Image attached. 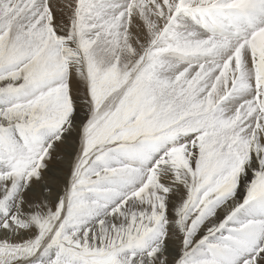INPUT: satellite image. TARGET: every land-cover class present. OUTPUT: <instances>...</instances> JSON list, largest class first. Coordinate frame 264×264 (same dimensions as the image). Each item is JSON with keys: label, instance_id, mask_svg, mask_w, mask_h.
Here are the masks:
<instances>
[{"label": "rangeland", "instance_id": "obj_1", "mask_svg": "<svg viewBox=\"0 0 264 264\" xmlns=\"http://www.w3.org/2000/svg\"><path fill=\"white\" fill-rule=\"evenodd\" d=\"M75 3L76 8H78L77 13L76 11L74 13L75 15H67L66 11H62L59 8L56 15L40 16L45 20L44 23L47 30L51 31V36L47 40L48 45H56V50L51 48L47 49L46 46H41L40 48L37 45V47L34 40L24 31V27L16 24L14 20L8 19L9 21H6L4 19L18 9L16 5L12 4V0H9L11 10L8 14L2 16L3 18H0V27H5L0 32V264H132L127 259L125 261L123 260L127 255V251L130 252L134 248L146 243H148L151 249L153 248V250L150 249V254L154 255L156 260L166 258L170 252H178L179 256L184 255L185 257L187 255L188 257L187 259L182 257L180 264H206L207 262L212 264H216V262L217 264L229 263L225 247H220V249L216 250L213 249L212 252H209L210 249L207 248V253L201 256L197 253L199 248L194 252L193 249L190 253H187L184 250L185 246L183 247L181 243L180 235H177L175 232L171 234L173 237L170 234L157 235L155 233V230L158 228L157 221L165 215V207H163L165 205L162 201L158 202V197L155 198V202H150V195L141 194L146 189H142L140 192H136L133 189L123 190L122 194L124 199L118 203L119 205L117 204L118 206L104 204L107 201L114 202L111 199L103 197L101 192L107 189V191L114 190L115 187L113 184L118 183L116 179H123L122 175L128 171V168H147L142 165L144 159L138 151L139 145L143 143V146L145 148L147 146L148 149L155 144L161 146L165 141L162 139L171 137L172 133L173 135L176 133L188 134L190 140H192V145L187 147L180 144V151L175 153L170 151L164 152V156L166 157H164L165 159L162 161V164L160 163V168H157L166 171V173H163L164 175L167 174V177L165 176L166 179H164L169 183H166L167 185L165 184L166 186H164L158 180L155 185L157 190H160V187H162L164 189L160 191H169L174 193V195H180L178 191L182 187H190L193 190V199L198 198L201 204V206H193L194 210L197 211L200 208L206 209L208 207V197L211 192L215 193L217 190L218 192L216 191L214 200H219L235 190L237 184L233 183L231 186L225 185L221 189L216 187L218 186L219 176L224 178V180L229 179V177L224 176L221 172L222 166L219 164V158L222 155V150L220 146L216 148L219 153L215 157L213 149L204 144L207 133L205 135L198 134L199 130L205 128L200 123V119H196L190 115L182 119L177 115L173 119H170L162 110L163 104L160 105L157 102L162 97L157 95L154 98L153 93L149 92L150 76L153 74L150 71L151 61L145 58L137 66L134 61H128L122 58L118 60L117 54L119 52L117 51H113V54H111V49H109L110 51H105L106 48L102 46V41L99 38L100 31L96 30L92 32L90 29V26L96 25L95 23H98V26L104 23L101 21L104 16L101 15V5L98 4V11L93 9L97 13L95 15L96 17L87 21V17L93 16L91 15L92 13L82 15L80 10L81 6L87 3L86 0H75ZM230 3L232 1L227 0L225 4ZM121 4L126 6L127 3L122 0ZM29 8V6L24 7L19 15ZM192 8L183 9V12H185L184 10H194ZM195 16L201 15L198 14ZM18 18L19 16L16 19ZM62 22H66L67 24L65 29L60 27ZM34 27L38 28V23ZM33 32L32 30L31 33ZM205 33L208 35L204 31ZM92 35H95V42L94 40H88ZM212 38L209 34L210 40L219 39L216 37H214L215 39ZM91 41L93 42L92 44ZM87 42H89L90 47L87 46L89 45ZM198 42L205 46V43ZM234 43L236 42L228 41V43H219L221 46L225 44L221 48H226L227 51L233 47V50L228 51L233 52V54L230 52L232 55L229 59L221 52H216L217 54L214 52V55H207L208 62L203 63L204 67L209 62L215 65L217 63L225 64L224 66L232 72V64L234 62V65L237 64V61H233L232 58L237 56L239 60L240 55L236 51L237 48ZM212 49L213 47H208L206 51L213 52L211 51ZM20 54L22 55L18 56ZM262 57L264 59V56ZM41 62L43 63L40 64ZM43 64L44 67L46 66L45 68L42 66ZM37 67H39V70H37ZM35 68H37V71H35ZM237 74L239 75L238 70ZM238 75H235L233 80L234 85H237V81L239 80ZM60 76H62L63 80H61ZM74 77L82 81L78 80V82ZM54 79H60L64 82L62 85L57 86ZM151 79L157 82L156 77H151ZM255 80L257 78H252L251 90H253V86L257 83ZM7 82L8 87H4L7 86ZM262 82L264 83V78ZM77 85H79V89ZM32 86H35L32 91L35 93L38 92L37 94L39 96L34 93L35 96L31 95L33 98L30 97L27 101L28 103L26 101L18 102L22 92L29 90V88L31 89ZM68 86L69 88L73 87V89H77L73 91L70 88L71 91ZM46 88H49V90H46ZM80 88H83V90ZM122 88H125L123 95L115 103H112V105H117H109L111 104V98L121 91ZM255 91L258 92L259 88L256 87ZM71 92L74 94L77 92L79 96L82 93L80 96V102L82 103L80 105L81 107L84 106L83 108L87 112L99 114L101 111V113L97 121L91 126L86 127L84 156L77 161L72 179L65 183L66 174L64 167L69 164L70 159L57 148L61 147L65 149L60 142H64L69 138L65 136L64 126L70 122V114L75 106L74 100L76 99L70 96H75L76 94H71ZM15 94L19 95L18 101L16 100L17 102L8 99L9 97H13V95L16 96ZM168 95L170 98L176 100L175 92H171ZM152 100L155 103L153 102L151 104ZM156 102L158 105H156ZM18 109L19 111L17 112ZM3 111H7V113H2ZM11 112L14 113L11 114ZM176 126L177 128L174 131H170ZM58 130L62 133L59 134L57 132ZM50 133L55 134L56 137L49 139L48 145L44 142L42 144L59 161V167H54L52 172H43L46 165L43 164L42 154L31 162L29 160L27 162L26 159H28V156L25 155L26 153L24 156L22 154H15L13 157L8 156L5 146L21 145L25 139H32L33 136L42 138L43 136H49ZM193 153L197 159L191 157ZM124 157L126 159H123ZM22 160L26 162L22 163ZM117 160H121L120 164L115 165ZM109 161L113 165L110 171L103 167ZM51 168V165L47 166V170ZM153 168L152 166L151 169ZM163 174H160L162 175V179L164 177ZM115 180L116 182H114ZM18 181H21L25 185V188H29L34 196L40 197V201L44 200L42 201L43 204L41 203L39 205L42 211H36L30 204H26L27 206L22 207L24 210H18L16 211L17 213L10 209L9 204H12V202L10 203L6 191L8 190L9 194L12 193L16 188H13L15 186L13 183L16 184ZM259 181L251 186L248 198L246 197L247 200H243L244 206H242L244 208L242 210L245 215L250 216L253 211L260 213V209L264 214L263 206H259L257 202L261 201L264 204V179L262 178ZM122 184L121 190L123 187H132V183L129 180H124ZM212 189L215 190L211 191ZM53 192L57 194V196L54 195L56 197L55 199H53L54 196L51 198ZM45 195L46 197H44ZM158 196L165 197L167 195L158 194ZM14 199L16 200L14 203L19 205L18 199ZM169 201L175 205L180 204L179 200L174 196ZM188 202V200H185L184 205L186 206ZM153 207H155L154 210L159 209L162 211L160 217L145 216L151 215ZM188 207L190 208L191 206ZM129 208L130 210H128ZM138 208L142 209L139 210ZM139 213L140 218H137ZM126 217H131L130 220H132L133 224H131V227ZM132 218L135 219L133 220ZM262 220L264 222V217L260 214L259 221ZM135 221H138V225ZM176 221L181 223L180 230L182 231L180 232L182 234L186 233L184 222L179 219ZM242 224L251 229H261V233L263 229L264 233L263 225H253L251 222H242ZM165 227L173 229L170 225H166ZM83 230L85 232L83 233L84 235L81 232ZM95 231L99 233H95ZM104 232L109 234L108 238H106ZM263 233L262 235L264 236ZM100 234L104 237L102 239L105 242L102 239H96L95 236ZM84 239L85 241L88 240V244H85ZM75 241H78L79 245ZM249 259L251 264L256 262V256Z\"/></svg>", "mask_w": 264, "mask_h": 264}, {"label": "bare ground", "instance_id": "obj_2", "mask_svg": "<svg viewBox=\"0 0 264 264\" xmlns=\"http://www.w3.org/2000/svg\"><path fill=\"white\" fill-rule=\"evenodd\" d=\"M123 1H126V6H124V4H121L122 0H86L87 3H84L81 6L80 10L82 12V15L90 12L92 13L91 15L93 16L89 18L87 17V21H89L93 17H96L95 15L97 13L94 12L93 9H96L98 11V4L101 5V15H104L103 20L101 21H103L104 23L99 24V26L98 23H95L96 25L90 26V29L92 30V32L96 30L100 31V33L98 32L100 36H98L102 41V46L106 48L105 51H110L109 49H111V54H113V51H117L119 52L117 54L118 60L122 58L128 61H134L137 66L142 63L145 58H147L148 61H151L150 71H152L153 74H151L150 76L149 92L153 93L154 98H156L157 95L162 97V99L157 102L160 105L163 104L162 110L166 115L170 117V119H173L177 115L181 119L189 117L188 115L193 116L196 119H200V123L205 126V128L199 130L198 134L205 135L207 133L204 144L213 149L215 157L219 153L216 148L220 146L222 150V155L219 158V164L222 166L221 172L224 176L229 177V179L224 180V178H221L218 174L219 181L218 186L216 187L218 189H221L225 185L231 186V184L233 185V183H236L237 188L219 200H214L217 190L215 191V193L211 192L210 196L208 197V207L206 209L200 208V210L197 211L194 210L193 206H201V204L198 198L195 200L193 199V190L190 187H182L180 191H178L180 195H174V193L169 191H160L161 189H164L162 187H160V190H157L155 185L158 180H160V184L164 186L167 185L166 183H169L165 181V176L167 174H163L166 173V171L163 169H159V166L165 159L164 157H166L164 156V152L170 151L175 153L177 151H180V144L187 147L192 145V140H190L188 134L176 133L173 135L172 133L171 137L162 139L165 141L161 146L155 144L148 149L147 146L146 148L145 146H143V143L139 145L138 151L144 159L142 165L147 168H128V171L124 175H122L123 179H116L118 183L113 184L115 187L114 190L107 191V189L106 191L104 190L105 192H101L103 197L111 199L114 202L112 203L107 201L104 204L117 205L119 202H122V200L124 199L122 194L123 190L126 191V189H133L136 192H140L142 191V189H146V191L141 192V194L150 195V202H155V198L158 197V202L162 201L165 205L163 206L165 207V215L157 221L158 228L155 230V233L157 235H171L173 232H175L177 235H180L181 243L183 247L185 246L184 250L187 251V253H190L193 249L194 252L197 248H199V251L197 253H199V255L201 256L207 253V248L210 249L209 252H212L213 249L216 250L220 249V247H225L227 260L229 261V263L226 262V264H251L249 258H252L253 256H256V262L253 264H264V236L262 235L263 229L261 233V229H251L242 224V222H251L253 225H263L262 227H264L263 220L259 221L260 214L264 217L261 209L260 213H256L253 211L250 216L245 215L242 210V208H244L243 200L246 199V197L248 198L251 186L258 182L260 179H264V83L262 82V79L264 78V59L262 57L264 56V33L258 36L256 39L252 40L251 43H244L238 40H233L238 42L234 44H236V51H238L240 55L239 60L237 59V56L232 58L233 61H237L238 65H234V62V64H232L233 66H231L233 67L231 72L224 66L225 64L222 65L217 63V65H215L214 63L209 62L206 67H204L203 63L208 62L206 58L207 55H211L214 52H221L226 58L229 59L233 52L230 51L232 53L231 54L228 51L233 47H229L230 49L228 48V51L226 48H221L225 44L221 46V44L219 43H228V41L225 42L223 41V39H217L219 42L217 40H210L211 38L209 39V34H204V31L199 26L194 24L191 20L193 16L198 14L202 16L205 14H217V10L222 7H239L244 9H251L253 7L264 8V0H230L232 1V3L227 5L225 4L227 0ZM12 4L16 5L18 9L4 19L6 21H9L8 19L14 20L16 24L24 27V31L30 36L32 40H34L36 46L39 45L40 48L41 46H46L47 49H57V46L54 44L48 45L47 40L51 36V31L47 30L44 23L45 20H43V18L40 16L56 15L59 8L62 11H66L67 15H75V11L77 13L78 10V8H76L75 6V0H12ZM10 6L11 5H9V0H0V18L8 14V12L11 10ZM26 6H29L30 8L26 9L21 15H19L21 10ZM191 7H193L192 9L194 10H184L185 12H183V9ZM17 16H19L18 19H16ZM27 23H29V25H27ZM37 23L38 28H35L34 25H36ZM61 24L63 25L61 26ZM61 24L60 27L65 29V27L67 26L66 22H62ZM4 28L5 27L3 26L0 27V32ZM32 30L34 31L33 33H31ZM94 38L95 35H92V37L88 40H94L95 42ZM212 39L215 38L213 37ZM198 41L205 43V46ZM87 43L89 44V42ZM92 43L93 42L91 41V44ZM239 44L241 50H238ZM241 45H243V47ZM87 46L90 47V44ZM208 47H213V49L211 50L213 52L206 51ZM237 54L235 53V55ZM21 55L22 54L18 56ZM112 59L114 60V58ZM43 62H41L40 64H42ZM42 66L44 67V64ZM37 68H35V71L39 70V67ZM237 70L239 75L237 74ZM235 75H238L239 77V80L237 79V85L233 84ZM151 77H156L157 82L152 80ZM60 78L61 80H63L62 76H60ZM252 78H257V80H255L257 81V83L255 84V86H253V90H251ZM54 80L56 81L57 86L62 85V83L64 82H62L60 79ZM78 80L76 79V81ZM75 84L77 83L75 82ZM6 85L7 86L4 87H8V82L6 83ZM72 86L74 87V85ZM77 86L79 89V85ZM34 87L35 86H32L31 89L29 88V90H25L24 92H22L21 96L15 94L16 96L13 95V97H9L8 99L17 102L19 96L20 100L18 102H27L30 97L33 98V96H35V92L32 91ZM73 87L70 88L73 89ZM256 87L259 88L258 92L255 91ZM70 88L69 90H71ZM75 89L77 88H74L73 91ZM80 89L83 90V88ZM124 89L125 88H122L121 91L116 93L111 98V104L109 105L115 103L123 95ZM46 90H49V88H46ZM77 92L75 93L76 95L71 92V94H74L75 96L69 95L71 98L73 97V99L79 100H74L75 106L73 107L72 113L70 114V122L68 121L69 123L64 126V130L66 132L65 136L69 138L64 142H60L63 147H65V149L61 147L57 148L68 159H70L69 164L64 167L66 174L65 183L69 182L70 179H72L73 171L76 168L77 161L84 156L86 147V127L91 126L95 121H97V118L101 113L100 111L99 114H91L87 112L85 108H83L84 106L81 107L80 103L82 102H80V96L82 93L79 96L77 95ZM171 92H175L176 100L174 98H170V96L168 95ZM226 99H228L227 102ZM153 100L151 104H153ZM157 102L156 105H158ZM114 105L117 104H113L112 106ZM18 111L19 109L17 110V112ZM2 113H7V111H3ZM12 113L14 112H11V114ZM176 128L177 126L172 128L170 131H174ZM57 132L59 134L62 133L59 130ZM55 137L56 135L53 133H50L49 136H43L42 138L33 136L32 139H25L21 145L18 144L5 147L7 148V154L10 157L15 156V154H22L24 156V154L26 153L25 155L28 156V159H26L27 162L28 160L31 162L37 159L42 154L43 164L46 165V167L43 169V172H52V169L54 167L58 168L60 164L59 161H57V159L54 157V155L48 151L46 146L42 144V142L48 145V140L54 139ZM229 142L231 143L232 148ZM191 157H195L197 159L194 153L191 154ZM123 159L126 158L124 157ZM123 159L122 161H124ZM120 161L117 160L115 165L120 164ZM23 162L26 161L22 160V163ZM50 165L52 166V168L47 170V166ZM112 166L113 165L112 163H110V161L109 163H105L103 165V167L109 171L112 169ZM152 166L154 167L153 169H151ZM258 169L259 171L257 172ZM160 174L164 175L163 179L162 175ZM116 180L114 182H116ZM124 180H129L132 183V187H123L121 190V186L123 185L122 182ZM13 184L15 185L13 188L16 187L14 189L15 191L12 189L13 191L11 190L12 193L10 194L8 190L6 191L10 203L12 202V204H9L10 209L16 212L18 210H24V208L22 207H24L26 204H30L36 211H42L39 205L44 200L40 201V197L34 196L30 192V189L27 187L25 188V185H23L21 181ZM214 190L215 189H212L211 191ZM134 191H132V193H134ZM158 194H166L167 196L162 197L158 196ZM54 195L57 196V194L53 192L51 198H53ZM171 195L179 200V205L172 204V202L169 201V199L173 197ZM55 196L53 199L56 198ZM44 197H46V195ZM14 198L18 199V202L20 203L19 205H16L14 203L16 202ZM185 200L189 201L186 206L184 205ZM257 202L259 206H263L264 208V204L261 201ZM45 205L47 204L45 203ZM188 206L191 207L189 208ZM154 208L155 207H153L152 209L151 215L149 214L145 216L160 217L162 211L157 207L156 209L158 210H154ZM143 209L145 208L143 207ZM128 210H130V208ZM140 213L138 214L137 218H140ZM131 217H126L127 221L130 224V227L133 225L132 220H130ZM135 218L132 219L134 220ZM175 218L176 220L179 219L184 222L186 233L182 234L180 232L182 231L180 230L181 223H179V221H176ZM135 223L138 225V221H135ZM166 225H170L173 229H170V227L166 228ZM98 231H95V233ZM81 232L82 234L85 233L84 230ZM105 236L106 238H108L109 234L105 233ZM95 237L96 239L104 238L101 234ZM120 239L122 238L120 237ZM87 241H85V244L87 243ZM102 241L105 242L103 239ZM77 242L75 241L76 244ZM77 245H79V242ZM150 249L151 247L148 245V243L140 245L130 252L127 251V255L123 260L125 261L127 259L129 260V262L131 261L132 264H180V259L182 257L184 259L188 258L187 255L185 257L184 255H181L182 253L179 251L181 253V256L178 255V252H170L169 256H165L166 258L156 260L155 256L150 254ZM151 250H153V248ZM214 253L218 254L217 252ZM206 264L212 263L207 262Z\"/></svg>", "mask_w": 264, "mask_h": 264}]
</instances>
